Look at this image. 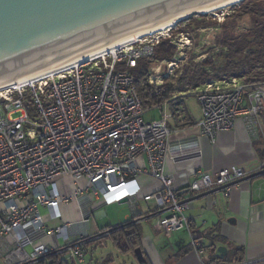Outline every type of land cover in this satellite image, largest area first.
Listing matches in <instances>:
<instances>
[{"label": "built area", "instance_id": "1", "mask_svg": "<svg viewBox=\"0 0 264 264\" xmlns=\"http://www.w3.org/2000/svg\"><path fill=\"white\" fill-rule=\"evenodd\" d=\"M164 34L142 36L23 84L0 86V264H37L52 252L70 264H87L91 236L80 227L93 207L122 199L152 203L155 231L170 237L186 228L204 264H221L206 261L204 242L191 232L185 210L190 197L216 187L228 197L248 173L240 167L215 173L197 168L186 187L174 185L166 161L200 157L197 139L169 125L171 111L145 120L130 72L140 59L154 56ZM118 64L124 68L117 69ZM177 93L157 108L193 95L200 105L196 126L210 141L242 118L264 147V81L229 77ZM259 171V189H264V153ZM143 177L158 186L144 191ZM72 201L86 206L81 219L50 227L48 217L61 221L60 207ZM59 237L63 245L57 243Z\"/></svg>", "mask_w": 264, "mask_h": 264}, {"label": "crops", "instance_id": "2", "mask_svg": "<svg viewBox=\"0 0 264 264\" xmlns=\"http://www.w3.org/2000/svg\"><path fill=\"white\" fill-rule=\"evenodd\" d=\"M169 111L174 112L169 125L173 129L184 130L188 136L196 137L201 151L200 157L197 158L166 161V171L174 174V185L178 188L186 187L193 180L192 172L197 168L215 173L223 168L240 167L248 173L247 175L261 169L263 141L253 137L242 118L235 121L232 129L217 132L214 140L210 141L196 126L200 115L196 117L188 109L185 99L170 105ZM140 182L144 191L158 186L157 181L144 177ZM262 182L261 175L254 176L241 181L239 187H233L228 197H224L222 191L218 190L211 195L191 200L190 208L185 210V214L190 219L192 228L197 230V235L204 242L206 261L221 264H264V189H259ZM125 202L130 206L131 212L124 214V222L140 216L137 220L141 229L140 246L150 264H204L203 259L191 247L188 229H179L170 237H166L163 233L155 231L152 225L150 230L142 224L154 212L152 203L143 201L145 209L140 204L142 201L135 203L133 200L126 199L117 203ZM103 205L109 204L93 207L87 223L80 227V230L83 229L89 236L101 233L109 226L113 227L105 225L99 228L91 221L93 212ZM84 207L77 201L62 205L60 207L61 221L48 217L47 224L50 227H57L62 221H79ZM40 208L45 209L48 214L47 208L43 206ZM215 225H218V229L210 233ZM106 234L101 233L98 236L99 239L93 238L87 241V264H104L108 255H111L110 262L112 261V252L99 256L93 254L96 245L111 240ZM47 239L48 242H53ZM61 240L59 237L57 243L63 245L64 241L62 240L63 243H61ZM221 245L226 249L224 254L216 248ZM115 251L119 253L116 247ZM223 255L226 256L223 257ZM213 257L215 259L210 260Z\"/></svg>", "mask_w": 264, "mask_h": 264}, {"label": "water", "instance_id": "3", "mask_svg": "<svg viewBox=\"0 0 264 264\" xmlns=\"http://www.w3.org/2000/svg\"><path fill=\"white\" fill-rule=\"evenodd\" d=\"M230 1L0 0V86L113 44L132 33L137 35L174 19L179 23ZM221 188L198 193L189 200ZM225 250L219 247L220 253ZM134 255L137 264L145 261L141 247L134 249Z\"/></svg>", "mask_w": 264, "mask_h": 264}, {"label": "trees", "instance_id": "4", "mask_svg": "<svg viewBox=\"0 0 264 264\" xmlns=\"http://www.w3.org/2000/svg\"><path fill=\"white\" fill-rule=\"evenodd\" d=\"M233 14L226 15L221 23L222 32L218 44L221 47L219 55L223 62L215 65L210 60H205L199 67H184L181 74L171 82L163 81L161 85H153L147 82L150 61L140 59L136 66L130 69L134 78L137 92L141 98L142 106L145 110L158 107L161 102L169 99L174 92H183L194 89L210 80H219L223 77H242L246 81H264V0H241L232 8ZM204 17L205 14L199 15ZM196 17L188 20L194 21ZM240 19H248V25L242 31H238ZM184 21H181V23ZM206 24L196 22L195 28ZM176 52L175 46L168 40H162L155 48V58L172 59ZM122 64L117 65V69H123ZM221 74V75H220ZM183 100V99H182ZM181 102L178 100L177 102ZM174 111V109H173ZM174 113V112H173ZM140 216L116 226H109L101 233L111 238L118 252L121 254H132L134 249L140 246V224L137 220ZM190 229L193 234L197 230ZM218 225L212 227L216 231ZM98 233L89 238L99 239ZM232 254V252H231ZM145 261L142 264H150L143 252ZM226 255H223V257ZM222 257V256H221ZM215 259V257L210 260ZM111 260L108 255L104 264ZM136 262V260H135ZM37 264H70L60 254L49 253L40 259Z\"/></svg>", "mask_w": 264, "mask_h": 264}, {"label": "rangeland", "instance_id": "5", "mask_svg": "<svg viewBox=\"0 0 264 264\" xmlns=\"http://www.w3.org/2000/svg\"><path fill=\"white\" fill-rule=\"evenodd\" d=\"M234 5L235 4L214 12L205 13L204 17L195 15L193 16L196 17L194 18V21L185 19L182 20L184 22H179L175 26L169 28V30H166L164 34L165 36L162 40L168 39L175 46L176 52L170 60L157 59L155 58V55L149 59L150 67L147 79H149L148 76H151L153 82L148 83L161 85L163 81L171 82L175 79V77L181 74L184 67H199L205 60H210L217 66L220 65L223 62L222 57L219 55L221 47L218 44L222 32L220 25L226 15L233 14L232 8ZM196 22L206 24V26L202 25L195 28ZM238 23V27L236 28L238 31H242L245 27H247L248 19H240ZM174 94L179 97V93L174 92L170 98H173ZM183 99H185L188 109L192 111L196 117H198L200 115V105L196 97L193 95H187ZM178 100L182 101V99H177V101ZM166 111L169 112V107L164 110L157 107L147 109L144 114V119H160ZM140 204L142 205V208L145 209V202L142 201ZM40 211L42 214L47 215V211H45V209L40 208ZM126 212H131V208L127 202L121 204L115 202L109 205H103L93 212L91 221L99 228L105 225L115 226L117 223L124 222V214ZM142 224L151 230V225L153 227L152 217L146 219V221ZM61 239L62 237H60V240ZM62 240L61 243H63ZM219 247L224 246L221 245ZM219 247H216L218 251ZM108 252H112V261H109L106 264L136 263L132 254L117 253L111 240H106L104 243L96 245L93 254L95 256H99L101 254L105 255Z\"/></svg>", "mask_w": 264, "mask_h": 264}, {"label": "bare ground", "instance_id": "6", "mask_svg": "<svg viewBox=\"0 0 264 264\" xmlns=\"http://www.w3.org/2000/svg\"><path fill=\"white\" fill-rule=\"evenodd\" d=\"M241 0H232L230 2H227L223 5H220L218 7H214V8H211V9H208V10H203V11H200L201 13H208V12H214V11H217V10H221V9H224L226 7H229L233 4H237L239 3ZM178 23V20L177 19H174L172 22L166 24V25H161V26H158V27H155V28H152V29H149V30H146L144 32H141L137 35H135L134 33H132L131 36L127 37V38H124L120 41H117L113 44H110V45H107L105 47H102L100 49H97L93 52H90L88 54H85V55H82L80 57H77V58H74L72 60H69L67 62H64V63H61V64H58L56 66H53L51 68H48L46 70H43V71H40V72H37L35 74H32V75H29L27 77H24V78H21V79H15V81H12V82H9V83H16V84H23V83H26L28 81H31L37 77H41V76H44V75H47V74H52V73H57L67 67H70L72 65H75L79 62H83V61H87V60H90V59H93L101 54H105V53H108L110 51H113L114 49L120 47L121 45H124L126 43H129L131 41H134L142 36H145V35H148V34H152V33H155V32H165L166 30H168L169 28L175 26L176 24ZM9 83H6V84H9ZM6 84H3V85H6ZM1 85V86H3Z\"/></svg>", "mask_w": 264, "mask_h": 264}]
</instances>
